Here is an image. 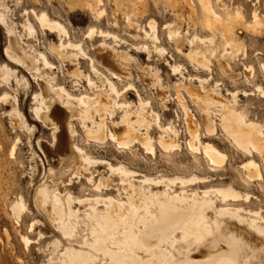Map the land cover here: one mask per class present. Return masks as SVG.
Listing matches in <instances>:
<instances>
[{
  "label": "rangeland",
  "instance_id": "rangeland-1",
  "mask_svg": "<svg viewBox=\"0 0 264 264\" xmlns=\"http://www.w3.org/2000/svg\"><path fill=\"white\" fill-rule=\"evenodd\" d=\"M179 1L184 4L185 0ZM192 2L196 6L199 5L197 0ZM88 3L94 9L97 8V12L102 13V17L95 18L96 12L92 13ZM97 3L98 6L95 8ZM218 3L220 6L223 5L226 11L228 7L231 13L239 8L246 22L251 20V13L255 9L264 20V0H219ZM136 8L144 9V12L139 14ZM42 12H46L50 18L68 27L71 38L83 42L89 55L84 56L71 50H69L70 57L59 54L62 38L57 32L52 33L39 24L37 16ZM0 15L3 16V19H0V68H8L15 72L9 78L8 84L0 83V147L2 146L0 148V264H51V258L55 257L60 249L63 250L68 245L74 247L82 245L86 234L97 233V230L101 232L103 226L94 217L98 216L104 206H95L96 211L92 212L90 205L76 201L78 197L98 193L94 188L99 182L100 195H112L123 201L128 197L127 183L124 186L121 178L112 173L105 164L87 168V172L92 177L91 182L82 176L73 177L69 184L61 185L60 183L66 179L59 177V168L68 160L62 159L64 151L60 143H55L54 129L45 125L44 119L40 121L34 113V108L39 105V98L35 99L34 96L42 89L38 78L41 83L48 80L52 84L61 83L75 95L87 92L96 96L98 93L108 91L104 81L91 70L89 57H92L97 68L107 75L109 73L103 65L118 69L123 75V80L126 78L124 81L115 79L118 86L124 88L126 85L134 84L143 98L152 99V107L141 106L136 92L128 91L124 95L125 100L128 101L127 106L113 107L106 111L100 106L99 112L93 118L95 123L91 120L86 122L88 128L101 127L106 132L121 134L122 142L131 143L129 148L120 147L109 138L104 140L88 138L79 120L73 117V119L69 117L70 120L63 124L64 127H71L73 130V133L68 132L71 142L100 160L124 161L136 170L151 175L159 172L168 174L197 172L211 176L208 183L200 185L202 188L233 182L243 191L248 189L264 205V172L262 171V177L258 180H249L241 166L251 160L252 156L233 140L222 123L226 115L233 114L247 123L254 124L255 128L264 133V69H262L264 31L253 33L244 27H239L236 33L239 44H242L240 51L234 55L226 53L223 56V49L219 47L213 57L206 56L202 66L189 58L191 46L186 42V36L190 38L194 33L192 20L197 22L200 15L195 18L181 6L174 9L169 0H97V2L96 0H0ZM152 19L157 22V34L164 48L161 52L155 50L153 43L143 39L142 29L146 28V22ZM167 24H173L181 29L183 36L180 40L172 41L168 38V30L165 29ZM30 27L34 28V33L30 32ZM91 27H96L97 31L113 32L112 34L117 35L121 40L114 42L113 39L102 37L98 33L88 38L86 33ZM9 30L14 32L19 45L26 53L36 56L40 50L45 53L47 51L48 58L54 64L53 69H46L39 63L38 72L28 74L18 66L16 61L8 56L11 55L7 52ZM196 31L207 35L199 29ZM144 44H147V47H142ZM197 47L201 51L202 48ZM110 56L117 57L118 61L112 60ZM174 65L179 67L180 72H173ZM89 76L95 81V85H88ZM197 77H202L204 80L200 82ZM199 87L214 99L208 106L204 107L191 96V93L197 92ZM259 89L263 91L262 94ZM229 91L237 94L232 96ZM245 91L248 95H244ZM63 101L57 100L55 106L71 116L68 106L62 105ZM15 112L21 115L23 121L15 122ZM154 112L160 114L161 124H166L164 126L166 129L161 130V127L158 129ZM186 112L194 114L202 124V141L215 144L227 154L228 158L224 164L212 165L202 152L189 147L187 141L191 138L184 120ZM205 116L214 120L216 129L214 134H210L206 129L202 121ZM21 125H24V129ZM137 138L141 139L135 141L134 139ZM144 138L148 139L147 143L142 142ZM154 144L155 154L152 155L148 147L149 145L154 147ZM47 150H51L53 155L50 165L41 162ZM11 151L14 153L12 154ZM253 158L262 168V158L258 154ZM49 168L53 169L52 173ZM50 174H53L54 186H58L59 190L61 188L63 212H68L70 209L75 215V218L66 219L68 229L72 232L70 236L64 235L61 231V223L56 222L37 203L38 187L43 185L46 179L48 180ZM132 183L135 188L140 186L138 182L132 181ZM83 186L87 188H82ZM193 188L195 186L187 187V189ZM155 189L162 191L163 187ZM175 190H180L179 186ZM20 198L26 206V211L19 220L12 209V203L19 201ZM226 204H234V202L228 201ZM242 204L244 207L250 205ZM216 205L222 207L224 204L222 201H217ZM184 209L183 205L178 204L171 211L182 214ZM122 211L127 213L128 207L123 206ZM209 211L207 215L213 216L214 219L209 217L211 229L204 240L181 241L184 244L178 243L180 254L174 251L172 260L167 261L162 257L155 264H221V261L230 264H264L263 238L238 221L224 216L215 218L214 213ZM164 214L165 211L158 209L156 215H148L142 224L121 228L115 224L112 215V219L110 217L107 224L115 228L117 234L114 239V249L108 260L119 257L122 260L120 264H138L136 260L131 259L132 261L128 262V259L122 258L125 253L121 245L127 244V248L132 249L140 240L150 247L158 248L160 232H153L151 228L155 224L164 222V219L167 220L163 218ZM211 219L216 221V224ZM177 231L178 225L174 224L171 234H176L180 238L181 233ZM23 236L30 238L28 246L25 245ZM102 261L103 259L99 258L97 262L85 264H106ZM75 264L83 263L78 261Z\"/></svg>",
  "mask_w": 264,
  "mask_h": 264
},
{
  "label": "bare ground",
  "instance_id": "bare-ground-1",
  "mask_svg": "<svg viewBox=\"0 0 264 264\" xmlns=\"http://www.w3.org/2000/svg\"><path fill=\"white\" fill-rule=\"evenodd\" d=\"M169 1L172 2V7L174 9L181 6L186 8L193 16H195V18L196 16L200 15V18L199 20L197 19V22L195 20H192V27L194 30L193 35L188 38L186 36L188 31L184 35L186 36V42L191 46L189 58L195 60L197 64L202 66L204 65V61H206V56L211 57L212 55L213 57L215 55L216 49L219 47L223 49V56L226 55V53H228L229 55H234L240 51L241 43L239 44L236 33V30L239 27H244L248 31H251L253 33H261L264 31V20L259 15L256 9L251 13V20L249 22H246L244 15L239 8L231 13L229 12L227 6L226 7L228 11H226L223 5H219V0H197L199 4L198 6H196L192 2V0H185L184 4L180 3L179 0ZM88 6L91 7L92 13L96 12L95 18L99 19L100 17H102V13L97 12L98 9L96 7L98 6V3L95 6L97 10L94 9L91 4L89 5V3ZM136 10L139 12V14L144 12V9L142 10L136 8ZM37 18L39 24L44 29L48 28V30H50V32L52 33L57 32V34L62 38V41H60L61 43L59 44V54H65L66 56L70 57L71 54L69 53V50H71L76 51L84 56L89 55L86 52L87 50H85L84 48L85 44H83V42H78L77 40L74 41L75 39L73 40L71 38V32H69L68 27L50 18L46 12L40 13ZM0 19H3L2 15H0ZM165 29L168 30V38L172 41L180 40V38L183 36L182 32L180 31L181 29L177 26H174L173 24L165 25ZM198 29L202 32H206L207 35L199 34L196 31ZM142 30L144 32L143 39L153 43L156 47H154L155 50L161 52V50L164 48L161 43V39L157 34V22L153 19L149 20L148 22H146V28ZM33 31L34 28L30 27V32L32 33ZM95 33H98L102 37L113 39L114 42L121 40L117 35L112 34L113 32H104L102 30L97 31L96 27L89 28L86 34L88 38H91ZM9 36L10 40L7 52L11 53V55L8 54V56L14 59L18 66L23 68L28 74L32 72H38L39 63L42 64L46 69H53L54 64L50 61V58H48L49 55L47 56V51L45 53L40 50L36 56H32L22 49L13 31L9 30ZM146 45L144 44V46L142 47H147ZM194 45H196V48H194ZM197 46H200L202 48L201 51L197 49ZM101 48L103 49V47ZM110 58L112 60L118 61V58L115 56H110ZM25 59H27V61ZM89 64L91 70L98 76V78L104 81L103 83L108 88L107 92L98 93L96 96H92L87 92L81 95H75L61 83L52 84L49 80L48 82L43 81V83H41L42 81H40L38 78L37 80L42 89L39 94L34 96L35 99L39 98V105L34 108V113L40 121H43L44 119V124L54 129L53 138L55 140V143H60L62 146V151H64L62 159L68 160L67 163L62 164L59 168V177H61L62 179H66L60 183L61 185L69 184L73 177L81 178L82 176L85 177L89 182H91L92 177L87 172V168L96 166L98 164H105L108 166L112 173L118 175L121 178L122 184L124 186L127 183L128 187L126 190L127 192L129 191V194L126 201H123L112 195L102 196L99 194L101 187V183L99 182L94 188V190L98 193L94 195L88 194L82 197H78L76 201L80 204L86 203L90 205V209L92 212L96 211L95 206H104V209L99 212L98 216L94 217V219L103 226L102 229L104 231L101 229V232L97 230V233L93 232L91 234H86L84 236L82 245H78L77 247L68 245V247H66L65 249H60L56 256L51 258V264H53L54 262H59L61 264H75L78 261L85 264L87 262H97L99 258H102L106 264H120L122 260L119 257L112 258V260L109 258L110 260H108V257H110V254L114 249L113 244L117 234V230L107 224L110 221V217L112 215L114 216L115 224L118 226V228L128 226L135 227L138 224H142V222L147 219L148 215H156L158 209H162V211H165L163 218H167L166 221L164 219V222L155 224L151 228L153 232H160L161 238L158 248L155 249L153 247H150L146 245L142 240L138 242L137 246H134L133 248L131 247L132 249L127 248V244L121 245V249L123 250V253H125V255H122V258H124V260L128 259V262L136 260L138 264H155L162 257L167 259V261L172 260L174 258V251L180 254V247L178 245L179 242L181 243V241H187L188 239H196L199 241L205 239L207 234L210 232L209 229H211L209 228L210 216L207 215V212L209 210L214 213L215 218H220L223 216L232 218L238 221L240 224L246 226L257 236L264 239V205L262 204V201H260L259 198L251 193L248 189L243 191L233 182L229 184L220 183L213 186H204L202 188L200 185L208 183L211 176L207 174H200L197 172H184L180 174H168L159 172L156 175H151L149 173L136 170L124 161L111 162L107 159L100 160L97 157L89 154L84 148L71 142L68 132L73 133V130L71 127H64L63 124L65 123V121L70 120V118L73 117L79 120L88 138L95 140H104L105 138H109L118 146L129 148L131 143H127L126 141L122 142L121 134L112 131L106 132L101 127L88 128L86 122L91 120L93 123H95L93 118L99 112L100 106L101 109L105 111L113 107L123 108L127 106L128 101L125 100L124 95L128 91L136 92V95L139 99V104L141 106L152 107V99L143 98L141 95L142 93H140V91L135 87L134 84H129L125 87L123 86L124 88L118 86V83L115 81V79H118L120 81H124L126 79L125 78L123 80V75L118 72V69L104 66L101 63L103 67H105V69L108 71L109 74L107 75L102 70L97 68L96 62L92 57H89ZM172 69L173 72H180L179 67L175 65L172 67ZM262 69H264V64ZM14 74L15 72L10 71L8 68H0V83L8 84L9 78ZM79 74L81 75V73ZM87 80L89 86L95 85V81L90 76ZM198 80L202 82L204 79H202V77H199ZM77 82L78 81H76V83ZM229 93L232 94V96H235L237 94V92L234 91H229ZM244 95H248L247 91L244 92ZM111 96L114 97L112 98ZM191 96L204 107L208 106L214 100L213 97H210L207 93H205L201 87H199L197 92L191 93ZM57 100L60 102L63 100H67L66 102L63 101L62 105L65 104L68 106L70 113H72L71 116H69V114H67L65 111L59 110L55 106ZM154 114H156L154 118L157 121L156 126H159V128H157L160 129L161 127V130L166 129L164 128L166 124H161L160 114H158V112H154ZM14 116L15 122H19V120L23 121V118L20 114H17L15 112ZM133 119L131 121H133ZM184 120L191 138L187 141L189 147L195 151L202 152L206 157H208L212 165L224 164L228 158L227 154L222 152L221 149H219L215 144L202 141V124L195 118L194 114L191 115L189 112H186ZM202 121L204 122V125L208 132L210 134H214L216 131L214 120H212L208 116ZM11 123L13 125V122ZM222 123L228 134L233 137V140L252 156L251 160L245 162L241 166V168L244 170V173L247 174V177L250 181H256L261 178L262 171L264 172V133L261 130L255 128L254 124L247 123L239 116L233 114L226 115L223 118ZM23 126L22 128L24 129ZM169 126L170 125L168 124L167 127ZM140 139L137 138L134 140L138 141ZM75 142L77 143V141ZM142 142L147 143L148 139L144 138ZM171 145L174 146L173 144ZM148 150L152 155H154L155 144L154 147L152 145H149ZM11 152L12 154L14 153V151ZM12 154L11 156L14 157ZM255 154H258L262 158V168L261 165L254 160L253 156ZM51 161H53V155L51 154V150H47V153L43 154V159H41V162L43 164L50 165ZM37 166L39 169V165ZM49 170L52 173L53 169L51 170L49 168ZM53 174H50L48 180L46 179L44 184L38 187L37 203L38 206L45 210L49 216L56 220V222L61 223V231L64 232V235L70 236L72 232L68 229V222L66 221V219H71L75 215H73L70 209L68 212H63L64 202L61 199V188L59 190L58 186H54L53 182L55 180H53ZM57 178L58 177H56V179ZM132 181L138 182L140 186L135 188ZM178 186L180 190H175V188ZM189 186H195V188L187 189V187ZM85 187L86 186H83L82 188ZM157 187H163V190H156L155 188ZM253 199H255V201H252ZM217 201H222L224 205L222 207H218L216 205ZM228 201H232L234 202V204H226ZM254 202L255 204L253 205ZM242 203H248L250 205L244 207ZM92 204H94V206ZM178 204L185 207L182 214H175V211H171V209L176 208ZM123 206L128 207L127 213L122 211ZM12 209L16 213L17 219L20 220V217L26 211V206L22 198H20L19 201L12 203ZM210 218L214 219L213 216ZM212 219L211 221L215 223L216 221H213ZM218 222L220 223L221 221ZM32 224L30 226L31 230L33 227ZM174 224L178 225L177 232L181 233L180 238H178L176 234H171ZM23 241L25 245L28 246L31 240L29 237L23 236ZM188 241L191 242V240ZM181 244L183 245L184 243ZM97 247L100 248L97 249ZM210 254L208 256L209 258ZM235 254L236 252L234 250V255ZM234 258H236V256ZM210 261L212 260L210 259ZM220 263L230 264L227 261H221Z\"/></svg>",
  "mask_w": 264,
  "mask_h": 264
}]
</instances>
